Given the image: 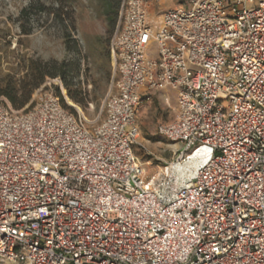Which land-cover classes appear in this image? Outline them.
I'll list each match as a JSON object with an SVG mask.
<instances>
[{
    "label": "built area",
    "instance_id": "built-area-1",
    "mask_svg": "<svg viewBox=\"0 0 264 264\" xmlns=\"http://www.w3.org/2000/svg\"><path fill=\"white\" fill-rule=\"evenodd\" d=\"M151 1L120 2L100 122L51 89L0 102V264H264V0ZM165 88L179 146L146 177L138 110Z\"/></svg>",
    "mask_w": 264,
    "mask_h": 264
},
{
    "label": "rangeland",
    "instance_id": "rangeland-1",
    "mask_svg": "<svg viewBox=\"0 0 264 264\" xmlns=\"http://www.w3.org/2000/svg\"><path fill=\"white\" fill-rule=\"evenodd\" d=\"M171 3V0H152L148 5L150 17H157ZM119 6L120 3L111 5L110 0H0V85L29 80L24 75L32 61L64 60L67 65L63 76H46L32 90L29 100L36 96L38 89H51L64 104H68L67 96L88 118H97L94 123L100 122L112 74L109 42L117 24ZM154 49L155 43H151L147 50L150 56H154ZM69 92L79 101L71 98ZM151 95L152 99L147 98L140 104V133L134 145L146 177L170 161L173 150L179 146L156 131L158 120L173 118L174 95L168 102L164 91L152 90ZM5 99V95H0V102L5 103ZM171 171L180 176L174 167Z\"/></svg>",
    "mask_w": 264,
    "mask_h": 264
},
{
    "label": "trees",
    "instance_id": "trees-1",
    "mask_svg": "<svg viewBox=\"0 0 264 264\" xmlns=\"http://www.w3.org/2000/svg\"><path fill=\"white\" fill-rule=\"evenodd\" d=\"M110 2L111 5L115 3L117 6L121 0H110ZM66 65V61H57L56 59L32 61L31 64L28 65L24 75L25 77H28L29 80L26 82L25 80H21V83L13 85L7 84V86L5 85L4 87L0 85V95H5L13 107L21 108L29 101L32 90L38 87L44 81L46 76H63ZM64 81L65 84H68L66 80ZM69 94L71 95V98L79 101L71 92H69ZM67 102L71 105L76 104L69 97H67Z\"/></svg>",
    "mask_w": 264,
    "mask_h": 264
},
{
    "label": "bare ground",
    "instance_id": "bare-ground-1",
    "mask_svg": "<svg viewBox=\"0 0 264 264\" xmlns=\"http://www.w3.org/2000/svg\"><path fill=\"white\" fill-rule=\"evenodd\" d=\"M62 91L63 93H65L64 87H62ZM65 98L67 99V96H65ZM71 105V104H69ZM71 106H76L79 107V105H71ZM201 162V158H199V156L197 155V153H193L191 154V158L189 160H185L182 163L179 164H172V167H174V169L177 170V172L180 173V176L186 174L189 171H192V167L195 168L199 163ZM192 166V167H191ZM172 167H170V169H172Z\"/></svg>",
    "mask_w": 264,
    "mask_h": 264
},
{
    "label": "crops",
    "instance_id": "crops-1",
    "mask_svg": "<svg viewBox=\"0 0 264 264\" xmlns=\"http://www.w3.org/2000/svg\"><path fill=\"white\" fill-rule=\"evenodd\" d=\"M171 5H174L175 4V2L173 1V0H171ZM170 5V6H171ZM149 11V10H148ZM149 15H150V11H149ZM157 91H164L165 93H166V97H165V99H166V102H168V98L171 96V95H174V98H175V91L173 90V89H170V88H165V89H160V90H157ZM148 95H149V99H152V97H153V95H151V91L148 93ZM146 100V98L143 100V101H145ZM142 101V102H143ZM175 101H176V98H175ZM174 109V114H175V109H176V106L173 108ZM174 116V115H173ZM171 120V119H170ZM161 120H158V122H160ZM166 121H169V120H166ZM157 122V123H158ZM156 123V124H157Z\"/></svg>",
    "mask_w": 264,
    "mask_h": 264
}]
</instances>
